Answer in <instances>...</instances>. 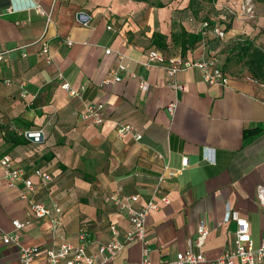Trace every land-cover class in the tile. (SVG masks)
Returning a JSON list of instances; mask_svg holds the SVG:
<instances>
[{
    "label": "crops",
    "instance_id": "1",
    "mask_svg": "<svg viewBox=\"0 0 264 264\" xmlns=\"http://www.w3.org/2000/svg\"><path fill=\"white\" fill-rule=\"evenodd\" d=\"M206 19L222 28L230 23L226 39L204 28ZM182 30L183 51L179 39L172 41ZM153 33L166 37L160 49L166 57L197 60L210 49L221 63L225 40L248 36L264 49V0L203 2L196 13L188 0H0V51L12 49L0 61V157L8 156L36 186L24 198L21 181L0 185V264L19 262L17 245L1 238L15 218L26 222L20 245L40 248L33 264H49L46 249L62 240L77 242L82 228L89 252L112 238L111 224L122 241L131 226L111 196L138 194L137 207L163 171L169 201L145 218L152 264H170L201 219L209 232L200 264L233 247L235 221H223L227 202L248 219L255 245L264 236V209L256 197L257 185H264V82L226 74L224 84L208 83L193 66L173 76L167 62L146 66L147 52L159 49ZM42 42L48 44L49 63L40 52ZM119 63L124 69L114 81L111 72ZM59 73L71 87H84L81 98L61 87ZM85 99L104 104L100 123L80 116ZM124 124L141 138L119 136ZM26 130L41 132L40 138L29 139L22 134ZM204 147L214 149L213 162L203 158ZM184 156L188 165L172 174ZM34 168L52 179L43 182ZM30 200L59 205L61 224L53 229L49 218L30 216ZM140 259L141 244L132 241L112 262Z\"/></svg>",
    "mask_w": 264,
    "mask_h": 264
},
{
    "label": "built area",
    "instance_id": "2",
    "mask_svg": "<svg viewBox=\"0 0 264 264\" xmlns=\"http://www.w3.org/2000/svg\"><path fill=\"white\" fill-rule=\"evenodd\" d=\"M31 6H35L39 10V7L32 3ZM12 4V8H14ZM10 7V10H12ZM208 23L203 22V27H207ZM110 28V27H109ZM211 33L218 39H226L225 29L219 25L210 27ZM12 49H5L0 51V61L8 58L9 52ZM107 53L110 49L105 50ZM44 54L46 62H50L51 55L49 53V47L46 42H42L41 51ZM123 56L118 53L117 58L121 59ZM167 62V74L173 76L177 71L185 69L187 67H195L201 70L202 79L208 83L218 82L224 84L227 81V76L223 72L221 64L219 63L216 52L208 49L199 59L189 60L179 56L166 57L165 54L157 48L150 49L146 54L145 65L148 66L151 63H163ZM124 69L122 63H119L116 68L111 72V79L119 81L121 79L120 70ZM58 77L62 79L61 87L65 89L70 95L82 97L84 87L75 89L69 85L67 81L62 78L59 73ZM110 80V79H108ZM264 85V83H262ZM171 86L174 88L183 89V85L172 82ZM140 87L145 89L147 86L145 83H140ZM103 108L104 104L101 102L94 103L90 100L83 101V109L80 116L84 119H90L93 123H100L103 120ZM174 104L171 103L167 106L168 111L172 112ZM39 131L26 130L23 135H34L35 139H39ZM132 134L135 139L141 138V133L134 131L133 127L129 124L120 125L117 128V134L119 136H125L126 134ZM203 158L207 161L213 162L214 149L210 147H204ZM0 165L3 168V173L0 176V185L3 183L7 186L15 185L18 182L23 183V189L20 192V196L26 198L30 192L35 189L33 181L26 176L24 169L12 166V162L8 156L0 157ZM188 165V159L186 156L181 159V167L175 169L172 174L178 173L185 166ZM166 168V167H165ZM34 175L39 177L43 182H48L52 179L51 175L46 171L39 168L33 169ZM168 174L164 171L161 172L156 178V185L153 189V193L148 199L141 205L135 206L139 195L131 194L120 198L116 193L111 196L116 204L121 209H125L127 212L130 230L124 234L122 241L116 239L118 236V229L114 224L109 225V229L112 234V238L104 243L98 245L96 252H89L87 250V244L85 240V228H82L78 233V241L70 242L62 240L57 246L48 248L45 251V259L49 264H152L149 258V250L146 243V226L145 218L148 214L155 209H158L161 203H167L169 201L163 183ZM256 197L261 206L264 209V185L259 184L256 187ZM27 213L30 216L35 217H47L49 218L52 228L55 229L62 221V210L57 204L52 207L44 204L43 202L30 200ZM233 220L236 224L234 245L231 248H225L217 257L209 260V264H264V236L259 240L258 245H255L250 235V225L246 217L242 216L237 210L233 209L227 202L224 204V217L223 221ZM12 228L7 232H2V242L6 244H15L18 247V264H33L40 248L36 245H20L19 237L20 231L25 226L26 222L18 218L12 219ZM209 232L208 224L205 220L198 221L195 227L193 235L186 238V247L183 251L177 252L175 259L170 264H200L205 261V258L201 252V248L204 244L206 236ZM132 241H138L141 244V259L138 262L124 261L121 263H113L112 260L116 253L127 243Z\"/></svg>",
    "mask_w": 264,
    "mask_h": 264
},
{
    "label": "trees",
    "instance_id": "3",
    "mask_svg": "<svg viewBox=\"0 0 264 264\" xmlns=\"http://www.w3.org/2000/svg\"><path fill=\"white\" fill-rule=\"evenodd\" d=\"M215 0H188V8H190L194 13H196L203 2L212 3ZM209 29L214 25H218L212 23L210 20L206 19ZM230 27V23L225 24V29ZM205 28V27H204ZM186 32L181 31L178 35V38L175 35L172 36V41L174 45L179 39V45L181 47V51L186 48L187 38L185 37ZM180 36L182 38H180ZM219 40V39H218ZM152 42L159 48L163 49L166 47V37L163 34L153 33L152 34ZM224 54V59L222 60V70L227 67L229 62L241 63L250 77L254 78L259 82H264V49L260 46H257L253 39L248 36H239L236 39L229 40L228 43H225L221 46L219 50ZM217 53V52H216ZM249 135V131H244L243 136L246 137Z\"/></svg>",
    "mask_w": 264,
    "mask_h": 264
},
{
    "label": "rangeland",
    "instance_id": "4",
    "mask_svg": "<svg viewBox=\"0 0 264 264\" xmlns=\"http://www.w3.org/2000/svg\"><path fill=\"white\" fill-rule=\"evenodd\" d=\"M228 42H229V40H225L224 44L228 43ZM220 64H222V63H220ZM223 72L225 74H229V75H233V76H237V77H243L245 75H248L245 67L241 63H236V62H229L227 67L225 69H223Z\"/></svg>",
    "mask_w": 264,
    "mask_h": 264
},
{
    "label": "water",
    "instance_id": "5",
    "mask_svg": "<svg viewBox=\"0 0 264 264\" xmlns=\"http://www.w3.org/2000/svg\"><path fill=\"white\" fill-rule=\"evenodd\" d=\"M40 134H41V132L39 133V135H40ZM26 136H27L29 139H31V140H35V137H34V135H32V134H31V135H28V134H27Z\"/></svg>",
    "mask_w": 264,
    "mask_h": 264
}]
</instances>
